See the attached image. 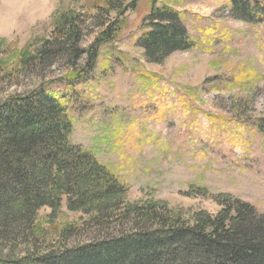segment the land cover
Returning <instances> with one entry per match:
<instances>
[{
	"label": "rangeland",
	"instance_id": "1",
	"mask_svg": "<svg viewBox=\"0 0 264 264\" xmlns=\"http://www.w3.org/2000/svg\"><path fill=\"white\" fill-rule=\"evenodd\" d=\"M132 3L0 0V101L40 87L66 97L70 142L126 187L125 205H165L189 221L198 211L216 214L224 193L264 214V21L236 16L229 0ZM164 7L179 13L193 46L153 64L137 41L151 11ZM70 23L82 50L114 26L91 70L85 54L70 67L56 48L48 66L23 68ZM87 218L65 199L55 212L42 207L30 231L11 237L26 241L14 252L86 242L95 230Z\"/></svg>",
	"mask_w": 264,
	"mask_h": 264
},
{
	"label": "trees",
	"instance_id": "2",
	"mask_svg": "<svg viewBox=\"0 0 264 264\" xmlns=\"http://www.w3.org/2000/svg\"><path fill=\"white\" fill-rule=\"evenodd\" d=\"M229 4L245 21H264V0ZM113 27L82 50L70 23L23 68L32 61L48 66V51L56 48L53 53L70 67L85 54L91 70ZM137 44L153 64L193 46L179 13L166 7L151 11ZM65 98L40 87L0 101V264H264V214L232 194L216 196V214L198 211L189 221L165 205H125L126 187L90 151L70 142ZM63 199L69 211L88 216L84 225L95 229L91 238L56 252L25 248L16 254L26 242L11 239L17 229L30 231L40 208L55 212Z\"/></svg>",
	"mask_w": 264,
	"mask_h": 264
}]
</instances>
